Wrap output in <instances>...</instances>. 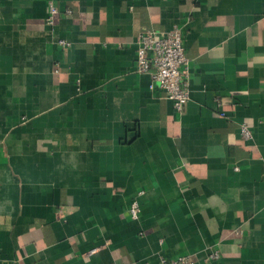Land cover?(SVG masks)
<instances>
[{
    "label": "crops",
    "instance_id": "1",
    "mask_svg": "<svg viewBox=\"0 0 264 264\" xmlns=\"http://www.w3.org/2000/svg\"><path fill=\"white\" fill-rule=\"evenodd\" d=\"M175 26L182 113L136 70ZM181 256L264 264V0H0V264Z\"/></svg>",
    "mask_w": 264,
    "mask_h": 264
},
{
    "label": "built area",
    "instance_id": "2",
    "mask_svg": "<svg viewBox=\"0 0 264 264\" xmlns=\"http://www.w3.org/2000/svg\"><path fill=\"white\" fill-rule=\"evenodd\" d=\"M47 23L55 25L56 17L59 14L58 8L51 3L49 5ZM70 13V12H68ZM182 30L175 26L165 34H158L152 30H146L138 36L136 70L140 74H148L151 77L150 90H161L164 95L173 102L177 113H182L190 100V76L189 58L183 44ZM59 44L68 48L71 44L60 40ZM224 117L225 114L223 113ZM241 135L244 139L252 138V131L246 123L240 125ZM236 170L239 168L236 167ZM141 213V206L138 199L134 200L128 214L132 220H138ZM220 254L214 252L205 261L218 260ZM191 256H181L168 260L162 258L160 264H192Z\"/></svg>",
    "mask_w": 264,
    "mask_h": 264
}]
</instances>
